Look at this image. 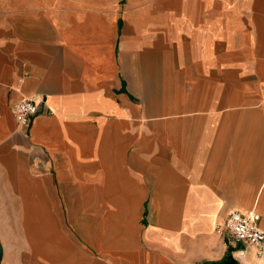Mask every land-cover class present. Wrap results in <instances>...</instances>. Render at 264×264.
Listing matches in <instances>:
<instances>
[{
  "label": "crops",
  "instance_id": "crops-1",
  "mask_svg": "<svg viewBox=\"0 0 264 264\" xmlns=\"http://www.w3.org/2000/svg\"><path fill=\"white\" fill-rule=\"evenodd\" d=\"M239 9L0 0V264L260 261L216 232L264 230V0L247 61Z\"/></svg>",
  "mask_w": 264,
  "mask_h": 264
},
{
  "label": "built area",
  "instance_id": "built-area-1",
  "mask_svg": "<svg viewBox=\"0 0 264 264\" xmlns=\"http://www.w3.org/2000/svg\"><path fill=\"white\" fill-rule=\"evenodd\" d=\"M14 118L19 128H28L39 114L35 101L22 100L14 107ZM261 216L255 210L233 211L224 222L216 227L217 234L226 236L237 245L250 246L255 250L258 260L264 259V230L260 226ZM239 258L245 256V250H238Z\"/></svg>",
  "mask_w": 264,
  "mask_h": 264
},
{
  "label": "rangeland",
  "instance_id": "rangeland-1",
  "mask_svg": "<svg viewBox=\"0 0 264 264\" xmlns=\"http://www.w3.org/2000/svg\"><path fill=\"white\" fill-rule=\"evenodd\" d=\"M208 1V5H218V6H223V7H230V8H247L250 3L251 5L253 4L254 0H207ZM238 10V12L236 11V13H239L238 18H240V38L238 41L240 43L245 42L244 46L240 47V53L245 59L246 61L249 58H253L254 57V48L249 46L248 43H250L249 37L251 36V32L247 31L243 24L246 23L245 19H246V12L241 10ZM245 30V31H244ZM236 42V39L234 38H230L229 42ZM229 49L232 50V47H230ZM226 52V50H224ZM255 264V263H253ZM256 264H264V259L258 261V263Z\"/></svg>",
  "mask_w": 264,
  "mask_h": 264
}]
</instances>
